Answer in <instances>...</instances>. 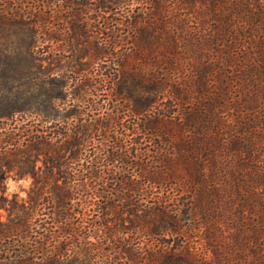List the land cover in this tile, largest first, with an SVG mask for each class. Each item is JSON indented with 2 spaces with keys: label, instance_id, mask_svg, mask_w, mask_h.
<instances>
[{
  "label": "trees",
  "instance_id": "obj_1",
  "mask_svg": "<svg viewBox=\"0 0 264 264\" xmlns=\"http://www.w3.org/2000/svg\"><path fill=\"white\" fill-rule=\"evenodd\" d=\"M61 2L0 0V37L25 33V76L50 106L33 61L62 55L48 25ZM129 24L107 82L133 101L131 138L110 115L58 130L47 111L29 128L31 104L0 102V264H264V0H149ZM80 27L76 45L106 56ZM11 177L32 179L27 200L7 196Z\"/></svg>",
  "mask_w": 264,
  "mask_h": 264
},
{
  "label": "rangeland",
  "instance_id": "obj_2",
  "mask_svg": "<svg viewBox=\"0 0 264 264\" xmlns=\"http://www.w3.org/2000/svg\"><path fill=\"white\" fill-rule=\"evenodd\" d=\"M32 5V3L28 5L30 9ZM60 5L57 3L54 5L58 7L53 15L52 24L48 25L54 26V35L58 38L54 40L52 46L55 50H62V55H55L56 52L52 53L51 49L50 57L41 55L37 51L35 57L41 60H32L39 71L51 73L50 78L54 85L51 94L58 99L50 106L48 97L44 95L46 88L39 84L42 77H39L38 86L35 85L36 82H30L26 78L25 72L32 68V64L22 51V45L26 43L25 33L7 27L0 37L1 44H4L5 48L9 47L0 52V102L7 98H16L23 106L31 104L33 108L30 111L17 116L21 119L19 124H30L29 128L34 121L44 124L43 113L47 111L51 116L53 115L51 125L58 130L66 126L65 122L72 123L76 120L77 123L78 120L86 119L89 115L96 118L110 115V118L113 117L116 120L114 123L126 130L129 136L131 134L129 128L133 124L131 119L133 101L117 97L115 95L117 85L109 84L107 76L119 69V58L123 53H127L126 43L135 37V32L129 23H132L139 14L148 12L149 0H71L70 3L61 2ZM25 6H27L26 3ZM25 8L23 10H26ZM84 25L85 36L89 40L95 43L96 41L107 43L106 56H103V51L102 54L96 52L94 44L90 48L87 45L82 47L76 45L73 29L81 26L78 28L79 32ZM114 41H122L125 48L119 51L120 48L117 45L111 47L110 44ZM41 46L44 44L42 43ZM102 79L105 81L102 82ZM10 91L13 93H9ZM134 91L132 84H128L127 97L130 98ZM47 126L50 124L48 123ZM105 164L102 167V173L97 175L98 180H104L105 170L110 176L113 168L117 172L122 166L118 161L111 164L109 168H106L108 162ZM6 184V194L9 198L28 199L32 179L18 180L11 177ZM81 198L79 197L78 200ZM78 200L74 202L75 205ZM0 217L2 221H8V212L1 209ZM91 220L100 219L95 217ZM102 229L103 226L95 227L92 242L99 240V236L103 234Z\"/></svg>",
  "mask_w": 264,
  "mask_h": 264
}]
</instances>
